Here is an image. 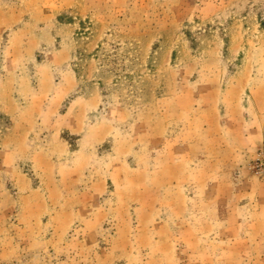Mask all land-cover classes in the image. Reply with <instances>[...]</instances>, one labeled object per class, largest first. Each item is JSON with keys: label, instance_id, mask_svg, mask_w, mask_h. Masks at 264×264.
<instances>
[{"label": "rangeland", "instance_id": "rangeland-1", "mask_svg": "<svg viewBox=\"0 0 264 264\" xmlns=\"http://www.w3.org/2000/svg\"><path fill=\"white\" fill-rule=\"evenodd\" d=\"M0 264H264V0H0Z\"/></svg>", "mask_w": 264, "mask_h": 264}]
</instances>
